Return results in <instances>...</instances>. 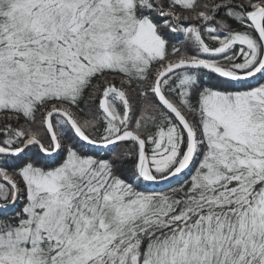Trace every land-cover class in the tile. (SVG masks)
I'll return each mask as SVG.
<instances>
[{
    "label": "snow or ice",
    "instance_id": "obj_1",
    "mask_svg": "<svg viewBox=\"0 0 264 264\" xmlns=\"http://www.w3.org/2000/svg\"><path fill=\"white\" fill-rule=\"evenodd\" d=\"M0 264H264V0H0Z\"/></svg>",
    "mask_w": 264,
    "mask_h": 264
}]
</instances>
